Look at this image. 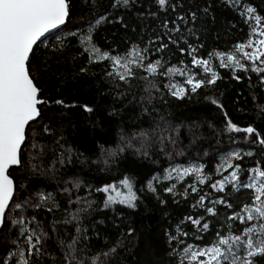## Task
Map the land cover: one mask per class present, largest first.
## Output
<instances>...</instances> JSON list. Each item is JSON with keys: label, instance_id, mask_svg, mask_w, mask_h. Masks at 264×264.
Returning a JSON list of instances; mask_svg holds the SVG:
<instances>
[{"label": "snow or ice", "instance_id": "1", "mask_svg": "<svg viewBox=\"0 0 264 264\" xmlns=\"http://www.w3.org/2000/svg\"><path fill=\"white\" fill-rule=\"evenodd\" d=\"M83 3L95 20L79 39L78 55L87 54L86 65L106 62L104 77L124 89L114 93L107 112L115 146L106 132L108 138L95 139L90 151L70 142L63 117L77 107L91 115L98 106L42 98L29 67L37 42L70 18L71 0H0V264H120L121 252L135 257L139 236L131 215L145 197L165 208L168 198L173 204L191 199L192 211L163 229L174 264H264V130L252 123L240 127L225 112L221 133L233 144L231 134L244 133V145L227 152L204 148L199 122L173 123L156 107L210 90L222 78L217 68L237 82L247 78L249 95L258 101L264 93V9L253 0H110L117 11L97 14L99 0ZM225 10L235 19L225 20ZM106 25L114 30L101 46L94 33ZM243 27L246 38L230 47L227 41L224 48L216 43ZM65 42L59 40L54 50L62 53ZM79 71L87 73L88 67ZM130 92L129 104L139 112L125 115L128 105L116 107V102ZM204 100L224 110L211 92ZM44 106L60 111L45 122ZM255 106L264 114V104ZM90 123L102 127L99 120ZM212 152L219 153L218 163L208 169L201 161ZM157 153L168 165L143 180L120 165L128 155L157 163ZM177 157L186 163H176ZM84 168L110 179L94 183ZM241 190H249V202L237 207L231 199ZM107 211L113 212L110 227L103 215L94 216ZM86 217L93 218L85 223ZM93 239L108 247L89 255Z\"/></svg>", "mask_w": 264, "mask_h": 264}, {"label": "trees", "instance_id": "2", "mask_svg": "<svg viewBox=\"0 0 264 264\" xmlns=\"http://www.w3.org/2000/svg\"><path fill=\"white\" fill-rule=\"evenodd\" d=\"M253 2L260 9H264V0H253ZM71 3L72 11L70 18L67 19L66 24L62 28L34 46V53L30 54L29 67L34 82L42 90V98L48 101L63 98L69 103L74 100L78 104L89 103L93 106H98V110L91 115L85 113L82 108L77 107L68 110L63 117L64 122L67 124L65 134L69 137L70 142L79 147L80 151H90L95 139L108 138L106 132H108L110 122L107 117V112L113 104L114 93L116 91H123L124 89L114 88L112 81L106 80L104 77L106 62L86 65L87 54L84 53L83 56L78 55V52L82 51L79 39L87 34L89 25L95 20V15L92 9L84 6L83 0H71ZM109 5L110 0H99L95 12L99 14L105 10L117 11L116 9H111ZM222 15L225 20L235 19L234 14L227 10ZM113 30L112 26L106 25L101 27L98 33H94L96 42L103 46L105 44V37ZM72 33H80L81 36L73 39ZM122 34L120 33V35ZM246 34L247 28L243 27L239 30H234L231 39L222 37L216 43L221 48H224L225 41H227V45L230 47L237 40L246 38ZM117 39H119V36H117ZM59 40L66 41L63 45L64 51L62 53L55 51L53 47L54 45L59 47ZM209 43H213L211 37L209 38ZM81 66L88 67L87 73H81L79 71ZM217 71L222 78L210 90H201L199 97L193 96L190 100L185 99L184 101H178L173 98L169 100L167 105L157 103L156 107L161 109L162 114H165L167 118L172 119L173 123H178L181 120H184L186 123L196 120L200 123L199 133L203 134V147L208 148L211 145L213 149H220L225 152L237 145L243 146L245 143L244 133L231 134L233 140L237 142L236 144H233L229 140L228 134L221 133V129L225 123V112L240 127H245L252 123L258 129L264 130V114L258 113V109L255 106L256 103L264 104V93H261L260 99L254 102L249 95L247 78L241 82H237L231 79V73L228 70L217 68ZM240 74L243 75V73ZM253 80H255V74H253ZM159 86L162 88L163 84L161 83ZM208 92H211L224 105L223 111L204 100V96ZM132 99L133 96L130 92L125 100L116 102V107H121L122 104L128 105L125 115L131 114L133 110L138 113L139 107L136 104H129V101H132ZM139 99L140 93L137 92L136 100ZM42 111L46 122L48 117L52 116L55 112H59L60 108L44 106ZM168 113L171 115L168 116ZM153 116H156L155 112ZM97 120L102 122V127L93 128L90 122ZM209 122L214 124L215 127L209 128ZM136 126L137 124L135 122L131 125V127ZM140 126L147 127V124ZM33 127H37V125H33ZM108 135L111 136L112 146H115V131L108 132ZM53 139V137L48 138L50 147H55L52 143ZM184 143H188L187 139L184 140ZM249 147L254 146L250 145ZM50 155L49 153V157ZM218 155L219 153L212 152L211 157H204L201 162L206 163L208 169H213L217 163ZM153 159L157 163L139 160L128 155L126 159L120 161V165L125 169L131 170V174H138L139 179L143 180L152 170L161 169L168 165V158L163 156V154L157 153V156ZM175 162L186 163V158L177 157L175 158ZM77 167L79 168L80 166L77 165ZM13 175H17V173L13 172ZM83 175L94 183L110 179L105 174L96 171L89 172L87 168H84ZM112 177L118 178L115 172L112 173ZM204 191L210 192L211 190L204 189ZM248 197L249 192L240 191L239 193L233 194L231 202L238 207ZM102 198V194L97 197L100 200ZM168 199L169 203L165 208L159 205L154 198L145 197L139 207L132 213L131 221L134 227H136L139 236L138 246L134 249L135 257L121 252L120 257L117 258L120 264H174L173 259L166 254L167 248L163 243V229L192 211L189 207L191 199L179 204H173L171 199ZM116 207L118 210L125 212L132 211L122 209L121 206ZM221 211L223 212V209ZM165 213H168V215L165 216ZM62 215L63 212L58 214V216ZM96 215H103L110 227L112 221L109 218L113 216L112 211H107L103 214H94V216ZM91 218L93 217H86L85 223ZM100 227L102 231L109 230V227ZM212 235L214 233L207 235L205 240L210 241ZM149 244L152 247H148ZM90 247L91 252L89 255H92L101 248H107L108 245L102 239H93ZM113 264H116V261Z\"/></svg>", "mask_w": 264, "mask_h": 264}, {"label": "water", "instance_id": "3", "mask_svg": "<svg viewBox=\"0 0 264 264\" xmlns=\"http://www.w3.org/2000/svg\"><path fill=\"white\" fill-rule=\"evenodd\" d=\"M66 22H67V20H66ZM66 22H65V24H66ZM65 24L58 26L57 29L50 30V32H49V33H46V34L44 35V37H42V38L40 39V41H38L37 43H39V42L43 41L44 39H46L47 37H49V36H50L51 34H53L55 31H57L58 29L62 28Z\"/></svg>", "mask_w": 264, "mask_h": 264}, {"label": "rangeland", "instance_id": "4", "mask_svg": "<svg viewBox=\"0 0 264 264\" xmlns=\"http://www.w3.org/2000/svg\"><path fill=\"white\" fill-rule=\"evenodd\" d=\"M178 79H179V78H178ZM233 148H234V147H233ZM230 149H232V148H230ZM230 149H229V150H230ZM245 150H247V149H245ZM227 151H228V150H227ZM227 151H225V152H227ZM217 163H218V160H217ZM217 163H216V164H217ZM241 191L249 192V190H241ZM245 202H249V197H248L247 199H245ZM245 202H244V203H245ZM242 203H243V202H242ZM242 203H241V204H242Z\"/></svg>", "mask_w": 264, "mask_h": 264}]
</instances>
